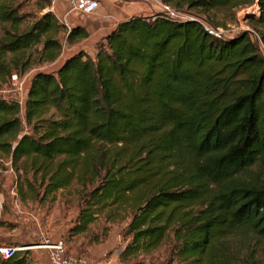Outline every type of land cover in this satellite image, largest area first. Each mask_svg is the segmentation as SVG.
Returning <instances> with one entry per match:
<instances>
[{"label":"trees","instance_id":"16d2710c","mask_svg":"<svg viewBox=\"0 0 264 264\" xmlns=\"http://www.w3.org/2000/svg\"><path fill=\"white\" fill-rule=\"evenodd\" d=\"M161 1L207 20L258 3L264 43V0ZM24 6L0 0V87L88 37ZM2 156L25 202L77 187L73 236L105 214L128 224L127 258L173 241L181 264H243L231 240L264 239V57L249 32L218 39L196 22L135 17L94 57L80 50L36 73L24 111L0 99ZM0 264L39 263L26 251Z\"/></svg>","mask_w":264,"mask_h":264},{"label":"rangeland","instance_id":"374dc122","mask_svg":"<svg viewBox=\"0 0 264 264\" xmlns=\"http://www.w3.org/2000/svg\"><path fill=\"white\" fill-rule=\"evenodd\" d=\"M23 1H25V11L34 10L31 0ZM256 6H259L258 3L252 7L236 10L234 20H231L227 14L216 11L211 12L207 18L208 21L218 23V26L227 30L236 29L237 31L230 35L232 38L242 32H249L256 42H260L261 37L253 20L259 18L261 14L259 17L249 16L250 9ZM260 47L264 57L261 43ZM71 54H73L71 48H64L57 63L36 66L30 70V79L32 80L38 72L58 70L62 62ZM11 96L15 97V94ZM26 132L28 129H25ZM2 158L4 160H0V191L3 196L4 211L0 218V246L30 247L32 249L30 258L39 264H47L48 257L45 250H37L36 247L46 241L58 240L65 243L69 255L83 257L100 264H181L172 251L173 241L165 243L153 253L125 257L124 252L131 242V236L127 231L128 224L121 221H107L105 214L101 215L85 233L71 235L70 229L73 228L82 208L77 187L58 192L55 200L25 202L17 190L18 175L9 172L13 165H9V158L4 156ZM231 250L243 264H251L253 261L264 264V239L251 235L243 239H233Z\"/></svg>","mask_w":264,"mask_h":264},{"label":"built area","instance_id":"2783aa9c","mask_svg":"<svg viewBox=\"0 0 264 264\" xmlns=\"http://www.w3.org/2000/svg\"><path fill=\"white\" fill-rule=\"evenodd\" d=\"M62 2L68 4L69 10L65 16L58 18V20L63 26H65L68 32L71 31V28L68 24L69 15L73 13H77L81 15H92L96 13L97 10L99 9V2L96 0H49V6L47 9L48 12L55 15L56 5ZM153 2L157 4L160 10L158 14H164L167 16V18L177 22H196L203 28V30L207 34L215 38L229 39L232 38L230 37V35L235 33L236 29L227 30L224 27H215L206 18L190 12L175 10L172 6L163 3L161 0L160 1L153 0ZM257 10L259 11V14L256 16L254 15L255 17H259L261 14V10L259 6H257ZM257 43L259 45V49L262 54L263 52L261 50L260 43L262 44L263 48H264V43L261 40L260 42L257 41ZM30 76H31L30 72H27L24 75L13 73L8 78V81L0 87V99L14 100L19 104L22 111H24L26 106L27 93L31 83ZM12 94L13 95L15 94V97L11 96ZM9 165H12L11 161H9ZM9 172L13 174H17L13 166H11ZM3 211H4V202H3V196L0 191V218L3 214ZM36 249L45 250L47 252V257L50 264H100L90 261L83 257L69 255L65 243L62 240H58L54 242L46 241L45 243L37 246ZM31 250L32 249H30V247L0 246V256L3 259L7 260L13 258L19 252H26ZM48 260L47 263L49 264Z\"/></svg>","mask_w":264,"mask_h":264},{"label":"crops","instance_id":"0c3cea01","mask_svg":"<svg viewBox=\"0 0 264 264\" xmlns=\"http://www.w3.org/2000/svg\"><path fill=\"white\" fill-rule=\"evenodd\" d=\"M31 1L34 4V8L38 11L40 10L41 13H48L47 9L49 6V0ZM96 1L99 2V9L96 13L92 15L73 13L68 17V24L71 30L74 28H82L88 34L87 38L76 40L71 44L65 40L64 48H71L73 50V54L80 50H84L94 57L96 55L98 43L112 34L119 24L129 21L135 17L151 18L160 12L157 4L153 2V0ZM55 9V16L58 19L67 14L69 6L67 3L62 2L57 4Z\"/></svg>","mask_w":264,"mask_h":264},{"label":"bare ground","instance_id":"6f19581e","mask_svg":"<svg viewBox=\"0 0 264 264\" xmlns=\"http://www.w3.org/2000/svg\"><path fill=\"white\" fill-rule=\"evenodd\" d=\"M250 14V16L251 15H258L259 14V11L257 10V6L256 7H254V8H252V9H250V12H249Z\"/></svg>","mask_w":264,"mask_h":264},{"label":"water","instance_id":"95a60500","mask_svg":"<svg viewBox=\"0 0 264 264\" xmlns=\"http://www.w3.org/2000/svg\"><path fill=\"white\" fill-rule=\"evenodd\" d=\"M250 16V15H249Z\"/></svg>","mask_w":264,"mask_h":264}]
</instances>
